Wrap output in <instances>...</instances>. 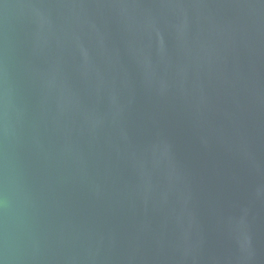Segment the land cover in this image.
Returning a JSON list of instances; mask_svg holds the SVG:
<instances>
[{"label":"water","instance_id":"obj_1","mask_svg":"<svg viewBox=\"0 0 264 264\" xmlns=\"http://www.w3.org/2000/svg\"><path fill=\"white\" fill-rule=\"evenodd\" d=\"M0 264H264V0H0Z\"/></svg>","mask_w":264,"mask_h":264}]
</instances>
